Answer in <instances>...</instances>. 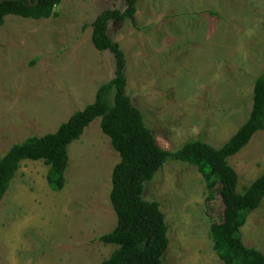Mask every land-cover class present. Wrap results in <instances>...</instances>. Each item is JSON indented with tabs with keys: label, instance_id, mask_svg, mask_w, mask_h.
<instances>
[{
	"label": "rangeland",
	"instance_id": "374dc122",
	"mask_svg": "<svg viewBox=\"0 0 264 264\" xmlns=\"http://www.w3.org/2000/svg\"><path fill=\"white\" fill-rule=\"evenodd\" d=\"M112 8L122 11L124 1L61 0L48 18L4 16L0 156L55 131L113 77L112 53L90 40L94 18ZM106 33L125 56V92L162 149L197 139L218 148L248 117L264 72V0H136L133 20H109ZM99 122L68 145L58 191L46 183L42 161H20L0 200V264H101L116 248L98 239L116 224L109 191L119 160ZM227 163L242 192L264 171V130ZM141 196L164 215L161 264H224L210 238V224L222 218L218 187L208 190L194 164L166 158ZM240 234L264 256V199Z\"/></svg>",
	"mask_w": 264,
	"mask_h": 264
},
{
	"label": "trees",
	"instance_id": "16d2710c",
	"mask_svg": "<svg viewBox=\"0 0 264 264\" xmlns=\"http://www.w3.org/2000/svg\"><path fill=\"white\" fill-rule=\"evenodd\" d=\"M123 1L122 11L104 9L91 23L92 45L97 50H108L114 57L113 77L97 87L91 103L73 111L55 131L29 136L12 144L0 156V200L24 159L40 160L47 165L46 183L50 189L60 190L65 183L68 145L79 138L95 117H100V129L119 156L111 170L109 191L116 224L98 236L101 242L114 244L116 248L101 264H161L168 246L164 215L156 201L143 199L141 194L144 182L153 177L166 158L194 164L208 190L218 187L222 218L210 224V238L217 257L224 264H264L263 254L245 246L240 234L247 215L264 199V171L239 192L237 173L227 163V157L244 147L256 131L264 130V72L254 80L248 117L221 146L216 148L197 139L174 151L162 149L125 92V56L119 44L106 33L109 20H133L136 0ZM60 2L38 0L29 5L27 0H0V25L5 15L48 18ZM208 13L216 14L211 10Z\"/></svg>",
	"mask_w": 264,
	"mask_h": 264
},
{
	"label": "water",
	"instance_id": "95a60500",
	"mask_svg": "<svg viewBox=\"0 0 264 264\" xmlns=\"http://www.w3.org/2000/svg\"><path fill=\"white\" fill-rule=\"evenodd\" d=\"M28 1V4H36L38 2V0H34V2L32 3L31 0H27Z\"/></svg>",
	"mask_w": 264,
	"mask_h": 264
},
{
	"label": "crops",
	"instance_id": "0c3cea01",
	"mask_svg": "<svg viewBox=\"0 0 264 264\" xmlns=\"http://www.w3.org/2000/svg\"><path fill=\"white\" fill-rule=\"evenodd\" d=\"M228 138H229V137H228ZM228 138H227V139H228ZM227 139H226V140H227ZM226 140H225V141H226ZM225 141H224V142H225ZM203 142H204V141H203ZM224 142H223V143H224ZM205 143H207V142H205ZM223 143H222V144H223ZM207 144H209V143H207ZM222 144H221V145H222ZM210 145H211V144H210ZM211 146H213V145H211ZM218 147H219V146H218Z\"/></svg>",
	"mask_w": 264,
	"mask_h": 264
}]
</instances>
